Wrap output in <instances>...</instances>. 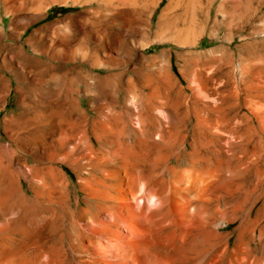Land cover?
Instances as JSON below:
<instances>
[{
    "label": "bare ground",
    "instance_id": "bare-ground-1",
    "mask_svg": "<svg viewBox=\"0 0 264 264\" xmlns=\"http://www.w3.org/2000/svg\"><path fill=\"white\" fill-rule=\"evenodd\" d=\"M94 1L81 0L82 3ZM99 1L103 4L93 11L99 17L95 19V14L88 16L93 22L90 30L83 34L62 33L70 27L72 16L61 25L57 21L52 22L44 28L47 33L42 34L39 40L35 38L40 30H35L28 37L26 44L34 52L30 54L25 43L18 40L13 44L10 39L17 30L21 32L20 38L26 28L40 17L22 12L28 0H0V59L6 63L8 56L18 66L16 69L5 66L9 75L0 74L5 81L4 86L18 77L35 84L38 77L31 79L19 58L35 59L40 54L48 56L43 60L50 69L55 66L53 61L63 63L62 77L75 93L93 92L95 84L101 87L107 80L122 76L125 69L113 72L130 62L126 57L129 50L126 48V52H120L124 42L122 31L129 23L128 15L132 14L135 21H140L141 5H137L135 0ZM209 9L207 14L210 16ZM219 9L222 8L219 6ZM2 14L11 16L9 29L4 25ZM108 14H114L116 20L107 22L100 19ZM233 15L230 13L231 17ZM261 20H264V14L246 19L245 24L254 27L255 22ZM108 24H113L118 30L113 35V41ZM140 24L138 22L137 25ZM137 25L133 24L131 29L134 37L142 31L141 25ZM45 35L51 39L50 43L45 41ZM153 39L156 41V37ZM115 41L119 46L114 44ZM165 51L160 55L151 54L148 60L149 67L155 71L150 79L155 82L160 79L158 65L164 59L162 57L168 56ZM38 60L43 61L40 57ZM68 62L72 65L66 66ZM84 62H89L92 69L86 68ZM97 68L107 71L96 72ZM249 68L246 70L253 71ZM42 70L28 71L36 76ZM141 73L144 74L143 71ZM139 83L141 87H137L132 78L122 80L120 104L125 108H110V104L103 103V106L94 108L96 114L92 119L79 108H73L69 113H63L60 108H46L42 118L24 110L17 113L14 126L9 127V144H0V264H66L70 261L66 256L68 253L78 254L85 262L94 254L93 246L106 254V260L120 258L122 262L133 260V264H264V223L261 218L264 203L255 214V200L241 210L235 203L231 205V210L228 205L222 204L219 180L230 169L231 162L226 164L221 159L212 163L209 152L211 146L219 144L218 149L223 154L231 151L234 163L240 152L263 159L264 108H246L247 111L243 112L241 108L216 104L217 101L215 104L206 103L203 98L202 106L196 98L193 108H180V96L172 99L168 86H164L167 89L163 95L159 92L161 88L158 90L160 86L151 84L144 91L143 80ZM220 89L224 91V88ZM249 90L253 88L249 87ZM209 97L213 99L215 96ZM133 120L138 125L133 124ZM34 124L43 126H38L40 128L34 136L29 135V129ZM89 133L95 138V143L91 137L88 141ZM221 141L228 145V149L226 145H220ZM22 143H33L28 156L23 158L22 155L20 161L27 171L15 168L12 161L16 147ZM178 148H184L190 168L177 169L173 159H180ZM74 158L86 161L90 174L103 186L94 192V200L91 198L84 202L87 207L83 209L79 208L78 199L73 207L67 206L68 196L63 189L68 184L60 189L58 195L48 189L56 188L58 183L54 164L74 163L79 168L84 167L74 162ZM140 197L145 202L152 200V204L162 210L166 209L164 213L171 215L180 229L178 236L181 241L195 239L193 244L187 245L180 255L171 251L155 233L144 204L136 203ZM136 215L140 216V220L136 219ZM233 222L238 225L232 242L233 232L221 230ZM197 236L202 238L197 240Z\"/></svg>",
    "mask_w": 264,
    "mask_h": 264
},
{
    "label": "rangeland",
    "instance_id": "rangeland-1",
    "mask_svg": "<svg viewBox=\"0 0 264 264\" xmlns=\"http://www.w3.org/2000/svg\"><path fill=\"white\" fill-rule=\"evenodd\" d=\"M28 1L25 7L26 9L24 8L22 12L36 15L40 18L36 22L30 24L20 38L18 36L21 32L17 30V32L14 33L15 36L10 39V42L16 44L19 40L25 43L30 54L34 52L31 50L30 46L26 44V40L35 30H40V34H36V36H38L35 38L37 41L42 37V34L47 33V30L44 28L49 24L55 21H57L58 25L64 24V21L67 20L69 16H72L73 20L71 19L70 27L61 32H82L83 34L90 30L93 25L91 18L89 19L88 16L95 14L93 11L99 7V4H103V2L99 0L91 3H82L81 0ZM135 3L141 5L140 16L137 15L140 21H135V17L132 14L128 15L127 20L129 23L125 26L126 28H123L124 32L122 31V33H124L122 48L124 49L120 48V52H126V48L129 50L128 53H126V57L130 62L122 66V68H115L113 70L115 73H118L121 69H125L126 71L118 78L115 77L107 80L103 85L104 87L102 85L99 87L98 84H95L93 92L81 91L75 93L68 88L69 86L65 84L62 77L63 63L53 61L55 66L50 69L43 60L48 59L46 54H40L35 59L32 57H28L27 59H23L22 57L19 58L24 63L26 74L28 72V76L31 79L33 76L38 77V79L35 80V84H32L31 81H26L24 77H22V79L18 77L12 80V83L9 82L4 86L5 81L3 78H0V108L2 107L0 111V144H9V127L14 126L15 117L19 111L21 112L24 110L34 117L38 115L42 118V114L45 112L46 108H60L63 113H69L73 108H79L80 110H84L90 119H92L93 114H96L94 108L103 106V103L110 104V108L114 106L116 108H125L120 104V96L122 95L119 94V89L121 88V81L129 78L133 79L137 87H141L139 80H143V84L146 86L144 91H147L150 85L154 84L158 85V87L160 86L158 90L161 88L159 92L164 95L165 90L169 87L167 90L168 92L170 90L169 94L170 96L172 95V99L178 95L180 96L178 97L180 100V108H193V101H197V99L200 106L203 105L202 100L204 99L206 103L215 104L214 102L217 101L216 104L226 105V108H241L240 110L243 112L247 111L246 108H264V20L256 21L255 28L245 24L246 19L252 16L257 18L258 14H264V0H174L173 2H171V0H135ZM219 6L222 8L221 10H218ZM128 7L129 5L126 6V8ZM192 7L194 8L192 9ZM208 8H210V16L207 14ZM230 13H234V15L231 17ZM95 15V19L99 17V15ZM3 17L4 25L9 29L11 16L4 15ZM100 19L113 22L116 20V17L114 14H108L106 17L104 16ZM138 22L141 23V26L145 25L146 27L143 28L137 25ZM133 24H136L138 27L140 26V30L142 29L141 33L135 35L136 38L131 34ZM75 27L77 28L75 29ZM107 28L110 31V39L113 41V35L118 32V30H115L113 24H108ZM143 31H146L148 35H146L147 33L145 32L143 33ZM154 37H156V41L153 39ZM140 38L144 39L142 40ZM145 40L147 42L145 43L149 46L144 43ZM45 41L50 43L51 39H48L46 36ZM114 44L116 45L118 43L115 41ZM142 45L145 46V48ZM164 51L171 59H169L168 56L162 57L164 59L158 65L160 68H158L157 72V74L160 75L161 81L159 79V82H155L150 79V75L154 71V68L152 69L149 67L148 60L149 57L152 56L151 54L160 55L163 54ZM7 52L9 53V51ZM170 53L171 55H169ZM116 55L119 54L117 53ZM39 57L43 61L38 60ZM215 57L220 58H217L218 60L216 63L214 62V59H216ZM79 62L80 61H77L76 63L80 64ZM88 63L89 62H84L83 65L86 68L92 69L90 63ZM196 63H198L197 67L199 66L200 69L195 66ZM6 65L14 66L15 69L18 68V66L14 64V60H11V58L7 56L6 63L0 59L1 75H9L8 69H6L8 67H5ZM70 65H72V62L66 63V66ZM244 65L250 67L249 69L253 71H247V67L243 69ZM37 68L43 69L40 75L35 76V74L33 75L32 72L28 71L34 69L33 72H36ZM105 71H107L105 68L96 69V72L100 73ZM142 71L145 75L141 73ZM227 72L229 73L227 74ZM164 86L168 87H165V89ZM249 87H252L253 90H249ZM220 88H224V91ZM219 90L221 94H218L220 93L218 92ZM213 92H216V94L214 95ZM205 93H208L210 97L208 94L205 95ZM208 97H212L213 99H208ZM201 98L203 99L201 100ZM214 99L216 100L214 101ZM134 120L132 123L138 125ZM254 122L256 123L257 121L255 120ZM39 125L40 127L43 126V124H34V126L29 129L28 134H33L34 136L40 128L38 127ZM88 135V141L91 137V140H94L95 143V138L92 134L89 133ZM30 144L32 145L33 143H29L28 145H23L22 143L16 147V155H14L12 159V161L14 160L13 166L15 168L27 171V167H23L20 161L25 156H28L27 152H29L31 147ZM220 145H226L227 147H225L228 149V145L224 141H221ZM218 147L219 144L210 147L209 152L212 155V160L210 162L217 163L221 159L226 164L231 162L230 169L226 170L223 173L224 177L219 180L221 203L228 205L230 210L231 205L235 203L239 210H241L252 205V201L255 200V214L256 210L261 208L264 203V155L261 156L263 159H260L257 155H255V157H250L240 152L234 163L231 159V151H226L223 154V152L219 151ZM178 150L180 151V159H176L175 157L173 159L177 169L183 170V168H190L189 160L184 156V148H178L177 151ZM85 151H87L86 148ZM241 155H244V157ZM253 158H256L255 161ZM74 159V162H79L80 165L84 167L79 168L77 164L74 163L54 164L53 171L59 174H57L58 183L57 186L55 185L56 188H52V190L51 188L48 189L50 192L54 193V195H58L60 194V189L68 184L66 189H63L68 196L67 206L73 207L76 199H78L80 201L79 208L83 209L87 207L84 202L91 198L94 200V192L96 193L98 188H103V186L96 181L94 175L90 174V169L86 161L77 158ZM30 163H33V161L30 160ZM211 166L208 165V167ZM35 182L39 183V180H35ZM48 189L46 188V191ZM29 193L32 194V192ZM141 199V197L138 198L136 203L141 205L144 204V209L149 216V220L152 221L151 225L155 233L163 239L166 246L171 251L180 255L183 253V250L186 249L187 245L193 244L195 239L181 241V237L178 236L180 229L177 227L176 221L172 220L171 215H166L164 213L166 209L162 210L159 206H155V204H152V200L145 202L144 199ZM114 204L116 205L115 202ZM261 218L263 219V224L264 211L261 213ZM136 219L140 220V216L136 215ZM237 225V222H233L221 230L233 232L231 235L232 242L236 237L234 229ZM173 230L175 232H173ZM200 238H202V236L196 237L197 240ZM102 239L104 240L103 237ZM93 252L94 254H92L90 258L87 257L85 262L81 260L82 258L78 254L74 255L73 253H68L66 256L70 261L66 264H70V262H72V264H133V260L122 262L120 258L106 260V256H104L106 254L96 249L95 246H93Z\"/></svg>",
    "mask_w": 264,
    "mask_h": 264
}]
</instances>
